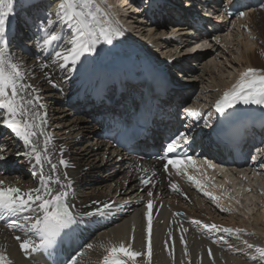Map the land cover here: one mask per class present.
Wrapping results in <instances>:
<instances>
[{"label": "bare ground", "instance_id": "obj_1", "mask_svg": "<svg viewBox=\"0 0 264 264\" xmlns=\"http://www.w3.org/2000/svg\"><path fill=\"white\" fill-rule=\"evenodd\" d=\"M126 2L128 0H97V3L108 11L119 24L124 35L115 38L113 45L98 46L99 55L88 54L90 59L87 64L80 71L74 72L68 80L63 79V73L57 68L50 66L44 69L39 66L41 62L46 61L38 55L40 49L34 47L32 34L35 29L25 23L27 17H32L29 23H34L36 17L42 14L40 10L47 6L49 0H39L38 3H34L33 7H21L19 2L16 4L17 16L14 23L18 38L14 43L13 52L18 59L24 62L25 71L31 77L27 82L40 89L41 102L46 105L41 112H47V122L44 127L47 133L55 138L49 144V148L53 149L54 162L55 158L60 155L59 146H64V158L69 160L64 170L68 172L69 178L74 180V186L68 190L69 199L79 211H83L85 206L97 199L114 201L119 206L111 215L98 222L92 218H86L92 222L86 223L83 238L85 244L93 243L95 247L92 250L81 248L83 256L80 258V264H99L103 254V250L99 248L101 243L107 244L109 241L118 242L120 240L127 242L133 236H135L132 240L133 250L146 251L142 237L147 224L144 217L147 199L154 201L152 264H173V258L169 255V251H172L171 242L168 250L164 248V241L169 239L170 230L172 240L176 244L177 262L182 257L183 245L179 243L178 222L183 223V226L188 229L184 236L194 264H257V261L251 259V256L255 254L254 249H247L242 241L246 239L250 243L264 246V182L254 183L251 180L252 177L260 180L264 178V170L256 161L258 156L254 160L244 162L240 170L245 172L242 175L246 179L245 185L253 188L247 193H245L244 185L235 184L234 180L237 178L233 175L230 177L228 171L223 173V179L215 174L217 167L202 168V173L207 179L197 177V180L203 183L205 190L216 198L215 201L195 186L190 185L186 178L178 172L167 173L160 163L149 158H141L136 151L121 152L112 147L101 135L105 125V120L102 118L104 106L94 105L88 100V94H81L82 90L92 81L89 75L95 67L102 66L108 73L124 71V69L135 66L144 68L147 64L144 57L149 55L150 48L156 55L166 56L167 64H170L174 56L184 53V43L175 42L172 36L163 34L166 30V23L139 22L141 14L136 16L129 13L127 17L124 10ZM262 8L263 10L255 9V6L248 4L245 15L234 20L238 26L246 29L247 35L253 32L255 38H252L254 40L251 42L245 39L240 40L242 51L238 60L236 80L234 79L233 82L230 80L228 84L217 80L214 72L209 70L207 53L195 59V64L199 62L202 66L197 70L193 68V64H190V67L186 62L185 65V59L176 62L181 66L179 73L182 76L184 74L188 76V81L193 82L199 77L210 79L211 84L206 87L203 85L204 81L202 82V86L206 88L203 93L205 99L200 98L199 101L195 99L194 102H189L188 96L193 90L189 88V84L185 87V92L173 89L168 94V101L164 102L162 99V105H158V109L155 110V119L147 130V137L142 139L138 149L142 150L150 144L157 147L161 132H165L171 118L175 115L176 108L171 111L168 108L171 103L175 107L184 106L183 109L200 106L206 99L214 98L216 95L214 93L217 91V96L220 98L224 91L231 89L239 81L241 73L247 68L264 69V6ZM229 24L230 21L221 25H212L215 32L207 37L209 45L213 41L223 42L221 37L226 36L225 33L231 28ZM23 27L27 30L23 31ZM242 33L245 34V32ZM158 37L159 40H156ZM146 44L150 47L148 48ZM176 48L179 49L178 53L175 51ZM46 71L50 72L59 87H53L47 83L44 78ZM132 89L139 92L136 87ZM113 110L119 111L120 105ZM4 147L8 150V161L0 166V179H3L6 184L18 186L23 190L36 187L33 167L25 157L15 155L17 151L23 153V149L12 138L6 136L0 128V150ZM259 150H264V136L259 144ZM251 152V146H246V153ZM112 165L116 166V170H111ZM141 167L146 170L148 177H154V186L145 188L141 184L140 177L145 175L144 172L138 171ZM250 169L252 173L248 176L246 174ZM45 171H48L47 165ZM209 180L214 183L211 184ZM227 181L236 185L233 190L224 187ZM173 183L178 185V190H171L170 185ZM148 191L152 192L151 197L148 196ZM241 192L256 196L255 204L259 206L257 212L251 208L253 202L250 200L253 198L246 197L247 201L242 200L243 207L237 204L236 199H239L238 194ZM233 207L238 212L232 210ZM177 212L181 215L174 217L173 213ZM192 219L203 223H215L223 227L240 228L244 229V232L239 238L235 235L217 233L214 230L204 229L203 223L201 225L191 224ZM255 224L260 227H255ZM133 226H135V232H133ZM220 235H224V241L217 239ZM16 236H23V234L18 229L9 228L7 219L0 220V250L7 253L13 264H47L41 260L39 262L37 256L26 257L19 247V242L15 239ZM213 240H217V243H212ZM209 248L213 253L212 257L207 254ZM136 264H147V258L138 257ZM185 264H188L187 260Z\"/></svg>", "mask_w": 264, "mask_h": 264}, {"label": "snow or ice", "instance_id": "obj_2", "mask_svg": "<svg viewBox=\"0 0 264 264\" xmlns=\"http://www.w3.org/2000/svg\"><path fill=\"white\" fill-rule=\"evenodd\" d=\"M21 7H33L39 0H0V127L11 130L14 136L22 140L26 150L15 155L23 156L34 169V175L38 176L36 187L23 190L18 186L6 184L0 179V220L7 219L8 227L18 229L23 236H16L20 249L26 256L32 253L47 252L52 250L55 254L62 248L66 238L74 235L82 225L97 222L111 215L115 208L119 207L114 201L92 200L90 205L85 206L83 211L76 210V205L69 200V189L74 186V180L64 169L67 161L64 159V146L60 145V155L52 156L53 149L49 144L55 139L47 133L44 125L47 122V113L41 110L46 105L41 102L40 89L27 81L31 79L25 71V64L18 59L13 46L17 40L15 28V17L17 16L16 4ZM190 6V4H189ZM264 6V5H262ZM42 14L38 15L34 23H29L32 17H27L25 23L34 28V47L40 49L38 55L43 57L40 67L48 69L57 68L63 73V79L68 80L74 72L83 68L90 59L88 54H100L98 46L113 45L114 39L124 35L119 24L112 15L97 3V0H49L47 6L43 7ZM231 15V13H228ZM239 15L243 17L244 12ZM47 83L53 87L59 84L51 76L50 72L44 73ZM251 108L256 106L264 112V69L247 68L241 73L239 81L231 89L224 91L223 95L215 102V110L223 118L220 123L229 122L240 109L239 106ZM186 116H191L198 121L201 113L192 109H184ZM205 126L210 127V122L205 119ZM194 137L191 128L185 125L184 131H178L168 139L166 144L161 145V154L157 157L160 161H166L165 170L168 166L179 167L185 161L195 164L191 155L184 157L176 156L179 150L190 147ZM264 151V150H262ZM8 161V150L4 147L0 150V166ZM209 168H215L211 161L205 160ZM47 165L48 171H45ZM60 166H64L61 168ZM145 175L140 177V182L145 188L153 185L154 177H148L146 170L138 169ZM194 180L195 177L190 176ZM200 183L199 180L196 181ZM170 187L178 190L175 183ZM143 190V189H142ZM207 195H212L207 193ZM148 196L152 192L148 191ZM215 198V197H214ZM154 201L147 199L146 227L143 232V241L146 251H134L132 246L133 236L129 241H109L101 243L99 248L103 250L99 264H136L138 257L147 258V264H152L153 251V227L152 213ZM181 213H173L180 216ZM92 218V220H86ZM179 223V243L183 245L182 257L177 262L175 256V241L172 240L171 230L169 239L164 241L165 250L169 249L171 242L172 251L169 255L173 258V264H194L189 255L184 233L188 229ZM191 224L201 225L203 222L192 219ZM204 229L214 230L217 233L235 235L238 238L244 229L223 227L215 223H203ZM135 232V226H133ZM224 241V235L217 238ZM243 244L247 249H254L255 254L251 256L257 264H264V246L250 243L244 239ZM212 243H217L213 240ZM95 245L86 243L83 249L92 250ZM232 247V245H229ZM83 249L69 252L63 259L54 261V264H80ZM208 256L212 257L211 248ZM0 264H13L7 253L0 250Z\"/></svg>", "mask_w": 264, "mask_h": 264}, {"label": "rangeland", "instance_id": "obj_3", "mask_svg": "<svg viewBox=\"0 0 264 264\" xmlns=\"http://www.w3.org/2000/svg\"><path fill=\"white\" fill-rule=\"evenodd\" d=\"M222 1L226 3V0H222ZM259 10H263V8H259ZM229 25L231 28H229L227 33H225L226 36L223 35L221 37V41L223 42L222 43H218L215 41L210 42L209 49L207 52H205V54L207 53L206 57H207V64L209 66V70L214 72V76L217 78V80L226 82L228 84L230 83V80L231 82H233L234 79L236 80V74L238 73L237 72L238 71V60L241 57L240 54L242 51V43L240 40L245 39L246 41L251 42V40H254L252 38H255V34L253 32H249L247 35L246 29L243 28V26H238L234 21H232ZM242 32H245V34ZM174 41L180 42V43L188 42L186 41V36H177L174 38ZM174 45H176V43H174ZM199 67H202V66L200 64L199 65L196 64L193 68L197 70ZM203 81L205 83L203 84L204 87L211 84V81L210 79H208V77L206 78L199 77L198 79L194 80L193 82L189 84V88L193 89L192 93H190L188 96L189 102H194L195 99L199 101L200 98L205 99L203 93L206 88L202 86ZM185 91L186 90H184V92ZM216 93L217 92H215L214 94ZM181 107L184 108V106H181ZM115 169H116V166L112 165L111 170L113 171ZM236 183L237 182H235V184ZM235 184H233L234 188L236 186ZM248 197L253 198V200H250L251 202H253L251 208L255 212H257L259 209V206L255 204L256 196L247 195V198ZM240 212H242V210H240ZM255 227L259 228L260 226L255 224Z\"/></svg>", "mask_w": 264, "mask_h": 264}]
</instances>
